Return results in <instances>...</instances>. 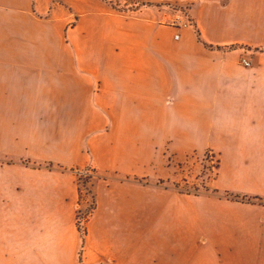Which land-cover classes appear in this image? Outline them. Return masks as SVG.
Returning <instances> with one entry per match:
<instances>
[{
	"label": "crops",
	"instance_id": "0c3cea01",
	"mask_svg": "<svg viewBox=\"0 0 264 264\" xmlns=\"http://www.w3.org/2000/svg\"><path fill=\"white\" fill-rule=\"evenodd\" d=\"M138 1L133 11H125L109 0H0V131L7 137L0 151L13 153L18 162L29 159L96 168L82 154L95 161L94 153L107 154L111 140L122 134L144 145L141 135L146 130L123 127L139 112L134 109L136 102L149 112L151 106L160 109L158 102L163 98L171 109L184 101L193 106L216 103L222 98L221 86L242 78L244 92L239 98L250 115L245 132L250 135V162L255 158L261 164L258 167L264 166V0ZM177 16L189 24L177 28L162 21V17ZM96 24L103 45L94 56L98 59L103 54L105 61L88 64L85 40L89 33L85 31ZM162 87L167 88L164 95ZM97 99L106 104L104 134L93 130ZM249 104L251 114L246 111ZM169 144L176 154L179 141L170 137ZM240 160L248 163L244 167L254 166ZM38 165L45 173L42 178L65 181V171H45L44 165ZM71 189L68 196L62 195L64 202L48 205V214L62 213L68 219L64 226L48 227V237L76 236L74 182ZM248 191L264 195L252 186L244 187L241 194ZM141 257L137 264H160Z\"/></svg>",
	"mask_w": 264,
	"mask_h": 264
},
{
	"label": "rangeland",
	"instance_id": "374dc122",
	"mask_svg": "<svg viewBox=\"0 0 264 264\" xmlns=\"http://www.w3.org/2000/svg\"><path fill=\"white\" fill-rule=\"evenodd\" d=\"M109 2L125 11L140 5L138 0ZM98 26L85 31L88 64L105 61L103 54L94 56L103 45ZM234 84L219 88L222 98L216 103L184 101L171 109L163 98L162 107L151 106L149 112L135 101L139 112L123 127L146 130L144 145L122 134L111 140L107 154L94 153L96 162L82 154L96 168L18 162L13 153L0 151V264H137L140 255L160 264H264V195L241 194L251 186L264 194V166L258 167L255 158L250 162V135L245 134L250 115L239 98L242 78ZM93 107L98 117L93 130L104 134L106 104L97 99ZM246 111L251 114V105ZM170 137L179 141L176 154ZM6 138L0 131V145ZM240 159L254 166L244 167L248 163ZM38 164L45 171H65V181L42 178ZM72 182L76 236L48 237V227L64 226L67 219L48 214V205L64 202ZM87 227L89 236L84 235Z\"/></svg>",
	"mask_w": 264,
	"mask_h": 264
},
{
	"label": "built area",
	"instance_id": "2783aa9c",
	"mask_svg": "<svg viewBox=\"0 0 264 264\" xmlns=\"http://www.w3.org/2000/svg\"><path fill=\"white\" fill-rule=\"evenodd\" d=\"M167 23L172 25V26H174V27H177V28H184V27H186L189 24V22L187 20H185V19H183L182 17H179V16L170 19ZM174 37L176 39H178L179 38V33L175 34ZM241 62L244 65H249V62L246 59H242Z\"/></svg>",
	"mask_w": 264,
	"mask_h": 264
},
{
	"label": "trees",
	"instance_id": "16d2710c",
	"mask_svg": "<svg viewBox=\"0 0 264 264\" xmlns=\"http://www.w3.org/2000/svg\"><path fill=\"white\" fill-rule=\"evenodd\" d=\"M180 8V7H179ZM92 208H93V206H92Z\"/></svg>",
	"mask_w": 264,
	"mask_h": 264
}]
</instances>
